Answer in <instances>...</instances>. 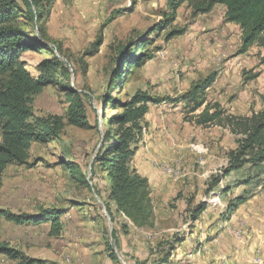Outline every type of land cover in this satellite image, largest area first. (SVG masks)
<instances>
[{
    "label": "rangeland",
    "instance_id": "obj_1",
    "mask_svg": "<svg viewBox=\"0 0 264 264\" xmlns=\"http://www.w3.org/2000/svg\"><path fill=\"white\" fill-rule=\"evenodd\" d=\"M24 11L25 29L44 36L52 49L25 52L27 70L37 77L43 59L60 58L70 72L69 89L84 99L89 126L68 122L66 83L33 95L34 115L59 116L65 127L60 139L33 143L28 164L8 166L0 209L31 215L55 210L60 228L53 233L52 220L16 224L1 218L0 244L18 256L0 253V264H253L258 255L264 260V225L256 230L249 220L264 211V174L246 163L225 175L230 153L243 138L233 124L264 109V42L242 50V35L220 6L195 14L186 3L173 10L167 0H53L41 20H30ZM144 41H152L143 51L153 58L142 67L125 66L120 50L135 56L133 46ZM210 75L215 79L202 94L206 101L192 111L194 102L186 95ZM114 76L119 81L110 90ZM137 94L159 99L145 102L132 145L130 167L148 178L153 208L143 226L120 213L111 220L99 193L102 175L106 181L110 176L99 172L95 159L115 141L118 126L110 120ZM207 105L210 113L222 114L202 123ZM165 165L176 172L163 173ZM237 197L244 201L228 212ZM238 211L245 216L239 218ZM234 229L242 230L240 237Z\"/></svg>",
    "mask_w": 264,
    "mask_h": 264
},
{
    "label": "trees",
    "instance_id": "obj_2",
    "mask_svg": "<svg viewBox=\"0 0 264 264\" xmlns=\"http://www.w3.org/2000/svg\"><path fill=\"white\" fill-rule=\"evenodd\" d=\"M53 0H0V190L3 184V176L12 164L26 165L30 158V150L33 143H47L50 140H58L65 127L63 118L59 116L37 117L32 106L33 95L41 93L49 85H64L68 106V122L78 127H88L86 107L83 97L76 91L70 90V72L65 63L56 56L43 59L39 65V75L34 77L27 70L22 56L29 50L52 51L48 42L40 38L34 31L25 29L20 18L26 15L30 20L45 17V12ZM24 6L22 5V3ZM168 6L176 10L183 4H188L195 14L209 13L217 5L225 7V18L228 22L238 25L241 30L243 47L247 50L255 42H264V0H167ZM34 7V10L32 9ZM163 25H157L158 29ZM156 27V28H157ZM156 28L150 35H156ZM173 34V33H172ZM175 34V33H174ZM152 41L140 42L133 48H137L135 56L127 50H120L124 64L133 67H142L153 54L144 53L143 49ZM139 47V48H138ZM132 67V68H133ZM124 76V75H123ZM257 75L248 77L255 78ZM215 76L210 75L204 82L194 86L186 95L190 102H194L192 111L200 108L206 101L202 96L205 90L212 84ZM119 81L114 76L108 84L110 90ZM159 99L148 94H137L123 105V111L115 115V120L110 124L117 125L116 135H113L114 143L102 148L95 159L100 163L99 172L107 171L109 180H105L99 193L104 201L106 210L114 222L117 214L129 218L138 226L146 225L153 216V208L150 201L149 180L141 176L130 167L131 160L136 154L132 145L138 140L136 129L140 131L139 120L147 112L145 102ZM107 101V100H106ZM144 102V103H142ZM142 103V104H141ZM221 111L210 113L208 105L201 113L202 123L212 122L221 116ZM131 124L130 126H127ZM234 131L243 134L239 140V147L230 153L231 163L226 169L225 175L234 170H240L246 163L258 169L257 175L264 174V109L253 113L251 116L238 119L233 124ZM239 130V131H238ZM109 138V136L107 137ZM252 178V177H251ZM250 180V179H249ZM218 184V183H217ZM109 191V196L106 193ZM105 192V194H103ZM113 201L116 211H114ZM242 197L231 201L228 212L235 209L236 205L243 202ZM58 211H44L38 215L16 214L0 209V220L5 218L16 224H41L52 220V232L57 233L60 228ZM0 253H7L17 258L18 253L6 245L0 244ZM31 260L24 264H35Z\"/></svg>",
    "mask_w": 264,
    "mask_h": 264
},
{
    "label": "crops",
    "instance_id": "obj_3",
    "mask_svg": "<svg viewBox=\"0 0 264 264\" xmlns=\"http://www.w3.org/2000/svg\"><path fill=\"white\" fill-rule=\"evenodd\" d=\"M217 6H220L222 9H223V12H224V16H225V7L224 6H221V5H217ZM216 7V6H215ZM232 27H234V28H237V32L239 33V34H241V30H240V28L238 27V25H236V24H234V23H231V22H228ZM139 173V172H138ZM239 215H238V217L240 218V217H242V216H245V215H243V212L241 213L240 211H238L237 212ZM254 215H250V217H253ZM262 216H264V211H256V215H255V217H253V218H251V219H249L250 221L252 220L253 222H255V228H256V230H258V229H261V228H259L260 226H263L264 225V217H262ZM250 217H248V218H250ZM260 219H263V222L260 220ZM259 222H261L260 223V225H259ZM261 231H262V245H263V247H264V228H262L261 229ZM229 242V241H228ZM227 243V242H226ZM240 250H238L237 251V253H239L240 254ZM245 254L247 253V250H245V252H244Z\"/></svg>",
    "mask_w": 264,
    "mask_h": 264
},
{
    "label": "built area",
    "instance_id": "obj_4",
    "mask_svg": "<svg viewBox=\"0 0 264 264\" xmlns=\"http://www.w3.org/2000/svg\"><path fill=\"white\" fill-rule=\"evenodd\" d=\"M161 170L163 173L167 174V175H172L173 173L176 172L175 168L174 167H171L170 165H165V166H162L161 167ZM234 234L237 236V237H240L241 234H242V230L241 229H234ZM253 264H264V260L262 259L261 256H256L254 259H253Z\"/></svg>",
    "mask_w": 264,
    "mask_h": 264
}]
</instances>
